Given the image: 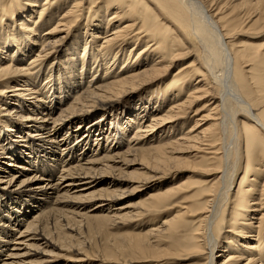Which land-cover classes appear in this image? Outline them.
I'll return each mask as SVG.
<instances>
[{
  "label": "bare ground",
  "instance_id": "obj_1",
  "mask_svg": "<svg viewBox=\"0 0 264 264\" xmlns=\"http://www.w3.org/2000/svg\"><path fill=\"white\" fill-rule=\"evenodd\" d=\"M262 37L264 0H0V264L81 263L63 252L74 218L116 225L138 216L119 206L130 189L123 180L142 205L164 193L146 196L145 177L127 169L155 178L175 160L209 178L164 191L194 192L197 224L181 247L190 264H264ZM194 48L196 64L171 75ZM205 98L207 113L190 121ZM12 127L20 131L8 142ZM184 213L161 226L179 230ZM140 231L126 234L127 251L149 262L158 244L146 239L157 229Z\"/></svg>",
  "mask_w": 264,
  "mask_h": 264
},
{
  "label": "rangeland",
  "instance_id": "obj_2",
  "mask_svg": "<svg viewBox=\"0 0 264 264\" xmlns=\"http://www.w3.org/2000/svg\"><path fill=\"white\" fill-rule=\"evenodd\" d=\"M37 25L35 24L32 27L36 28ZM188 36H189L188 40L190 41L191 46L194 47V45H196L197 42L190 34ZM1 55L3 56V54ZM196 58H197L196 49L194 48L187 56H184L181 59L179 60L177 59L173 62L175 68L173 71H171L172 73L170 72L171 75H173L174 72H177L178 69L181 68L180 66H183L186 63L189 64L193 62L196 64V60H197ZM250 66L251 65H249L247 68H250ZM258 73L260 74V71H257V74ZM157 81H155L154 84L147 86L145 92L148 93L150 91H155L156 89H158V87L162 85V82L161 81L157 82ZM206 98L201 100L199 102L200 104L199 103L194 104L193 109L191 108L189 109L190 121H193L195 117L199 119L201 114L204 115L207 113L206 107L205 109H201L203 107L202 104H204L208 100ZM189 110L187 109V112ZM198 110H200L199 111L200 116L195 115L196 112H198ZM123 114H125V112H123ZM3 125L4 124L0 122V129H4ZM205 126L206 125H204L203 127ZM4 127L7 128V125H5ZM11 129H13V127ZM15 129H18V131H20L19 128H15V127L12 131L7 132L4 130V132H7L5 135L6 141L9 142L12 139L17 138L15 135V133H17ZM17 135L23 136V134L21 133ZM190 150L193 151L191 148L189 149V151L185 150V152L181 151V153H177V157H179L178 155L180 154L182 155L180 156L182 157V159L186 156H190L189 154L191 153ZM12 152H14V150ZM25 155L26 154H24L23 156ZM136 159H137L136 161L138 162H143L140 157H137ZM143 163L145 164L146 162ZM145 165H147L148 167H154L155 163L153 162V160H150V163L149 164L147 163ZM127 171L129 172V176H131L133 179H138L141 176L145 177V180L140 181L138 183L140 189L143 190L146 196L150 195L151 193L153 194L156 192H162L164 193L162 198L155 199L157 204L154 206L152 205V203L150 204V202H147L146 204L142 205L141 199L143 197L142 198L140 197V195L142 194L141 191H130L131 189L130 186L134 184L133 181L123 180V185H121L120 188L128 189L129 187L130 189L129 192L126 191L127 193L125 192V194L121 196L122 199L120 200L119 206L127 207L123 212L129 211L134 214L137 211L139 215L133 216L129 220L119 219L116 225L104 224V222L101 221H97L91 224V223H87V221H85L84 219H80L79 217H76L74 218L75 220L72 223V226L78 229L75 232H71L69 229L65 230L63 229L64 228L63 226L59 225L61 229L66 231V232L64 231L65 233H71L73 235L72 236L73 241L71 242V245H73V247L67 246L65 247V250L63 252L68 256H72L74 259H77L75 256H80L82 259H84V261L78 264H149V263L190 264L195 262L196 261L195 258H189V259L186 258V255H188L187 250L181 251V249L185 247L184 245H188L191 243L192 232L197 224V223L195 224L194 221L196 213H193L190 207L194 201L193 199V197L195 196L194 192L178 193L175 194L173 197H171L169 192H164V191L166 189V186H168L169 184H175L177 186L181 182H185L189 177L192 178L191 183H193L192 181L203 180L206 178V176L200 175L199 172L196 171V167L192 166L191 163L185 160L184 161L175 160L174 162H171L169 165L162 167L161 169H158V171H156L155 178H150V176L153 175L154 172H151L147 168H143L142 166L137 164L128 168ZM206 179L209 178L207 177ZM109 186L114 189L118 187L112 183L109 184ZM202 187H205V185L201 186L200 188ZM192 188L193 189L197 188V185L192 184L191 189ZM91 205L92 206L96 205V202L91 203ZM183 206H188L190 208V211L186 212V209H184ZM178 210L181 212H185L184 214L186 219L183 222L184 226L180 227L179 230L164 228L163 227L164 225L161 226V224H163V222L165 221V219H167V217L171 218L172 215L176 213ZM96 214L108 215V214H112V212L108 213L107 211H102ZM136 223L138 227L135 225ZM130 225H133V227ZM153 227L154 229H157V231H154L150 235L151 236L150 238L152 239L147 238L146 241L147 243L150 242L152 245L158 244L157 246H155V248L158 250V257H155L151 261L147 262L146 261L147 258H144V256L139 253H134V256H132L131 253L127 251L128 248L127 246L129 242L126 234L130 232L131 233L139 232L140 230H141L140 232H144L145 230ZM222 228L225 229V226L220 227L221 230H223ZM60 241L64 243L63 238ZM155 242L157 243L154 244ZM72 249H77L78 251L75 252L78 253L77 254L74 253ZM50 259L55 260L53 263L50 264H59L64 262L67 264H71L73 262V261L66 262L65 259H56L53 257H50Z\"/></svg>",
  "mask_w": 264,
  "mask_h": 264
}]
</instances>
